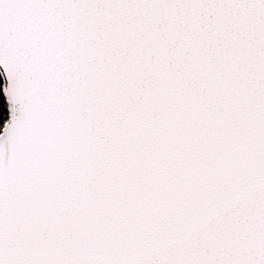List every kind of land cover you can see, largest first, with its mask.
<instances>
[{"label": "snow or ice", "instance_id": "1", "mask_svg": "<svg viewBox=\"0 0 264 264\" xmlns=\"http://www.w3.org/2000/svg\"><path fill=\"white\" fill-rule=\"evenodd\" d=\"M0 264H264V0H0Z\"/></svg>", "mask_w": 264, "mask_h": 264}]
</instances>
